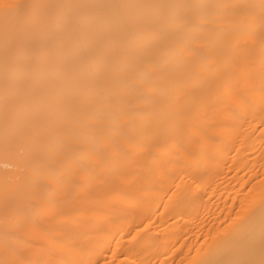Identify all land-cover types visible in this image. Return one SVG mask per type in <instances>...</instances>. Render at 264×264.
<instances>
[{
	"label": "bare ground",
	"instance_id": "1",
	"mask_svg": "<svg viewBox=\"0 0 264 264\" xmlns=\"http://www.w3.org/2000/svg\"><path fill=\"white\" fill-rule=\"evenodd\" d=\"M0 264H264V0H0Z\"/></svg>",
	"mask_w": 264,
	"mask_h": 264
}]
</instances>
